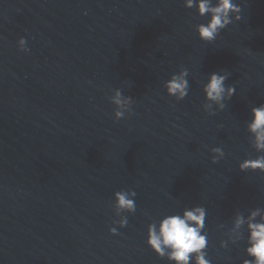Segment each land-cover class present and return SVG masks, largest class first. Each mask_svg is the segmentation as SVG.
Returning a JSON list of instances; mask_svg holds the SVG:
<instances>
[{
	"label": "water",
	"instance_id": "95a60500",
	"mask_svg": "<svg viewBox=\"0 0 264 264\" xmlns=\"http://www.w3.org/2000/svg\"><path fill=\"white\" fill-rule=\"evenodd\" d=\"M236 3L241 19L205 42L207 17L183 0H0V264H174L147 225L196 204L212 264L247 258L243 239L219 241L237 210L264 207V173L238 168L256 155L245 121L264 103V0ZM181 67L190 88L177 101L162 85ZM221 71L236 92L208 115L202 84ZM116 88L133 97L120 120ZM120 189L137 193L123 228Z\"/></svg>",
	"mask_w": 264,
	"mask_h": 264
},
{
	"label": "clouds",
	"instance_id": "9594fccd",
	"mask_svg": "<svg viewBox=\"0 0 264 264\" xmlns=\"http://www.w3.org/2000/svg\"><path fill=\"white\" fill-rule=\"evenodd\" d=\"M186 8L195 9L196 15L207 17L206 22L195 25V31L200 40L212 42L222 29L234 20L241 19V6L236 0H183ZM19 50L29 51L26 40L20 37L17 41ZM188 69L181 67L173 72L163 82L167 95L175 100H183L189 93L190 83ZM229 73L226 71L212 72L207 75L202 84L204 102L202 109L208 115H214L226 107L236 92L232 84H226ZM114 105L113 115L116 120L131 114L133 97L124 95L120 88L113 90L108 97ZM249 144L255 150L254 157L240 160L238 168L241 171L253 170L264 173V103L250 107L249 118L245 121ZM210 159L218 162L225 156L222 147L210 148ZM133 189H120L113 193V210L119 219L112 221L120 228L128 224V217L123 213L136 211ZM206 208L202 204L186 207L182 212L165 214L154 219L147 225L146 243L161 258H166L174 264H212L208 258V231L206 229ZM218 229H225L224 224H218ZM109 232L118 234L116 226L109 227ZM226 239L219 241L220 249H227L230 244H237L242 239L244 253L247 258L241 264H264V207L256 206L245 211L237 210L230 220V227L223 232Z\"/></svg>",
	"mask_w": 264,
	"mask_h": 264
}]
</instances>
